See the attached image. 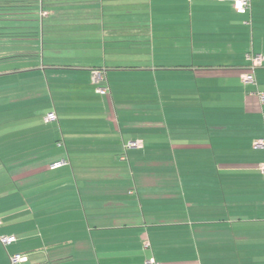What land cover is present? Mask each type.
Wrapping results in <instances>:
<instances>
[{
  "label": "crops",
  "instance_id": "1",
  "mask_svg": "<svg viewBox=\"0 0 264 264\" xmlns=\"http://www.w3.org/2000/svg\"><path fill=\"white\" fill-rule=\"evenodd\" d=\"M232 2L1 1L0 264H264V0Z\"/></svg>",
  "mask_w": 264,
  "mask_h": 264
},
{
  "label": "built area",
  "instance_id": "2",
  "mask_svg": "<svg viewBox=\"0 0 264 264\" xmlns=\"http://www.w3.org/2000/svg\"><path fill=\"white\" fill-rule=\"evenodd\" d=\"M251 1L252 0H233L232 2V7L233 10L238 13V14H246L249 12L251 8ZM247 59L249 60V66L247 71L241 74V80L244 84L248 83H254V75H253V70L256 67H259L263 63V56L258 53H248L247 54ZM104 79V76L101 72V70H95L93 72L92 80L96 84V92L100 94H105L108 92V87L106 85H100V82H102ZM250 94L256 95L259 99V101L264 103V91L262 90H256V91H251ZM46 122H51L56 120V114L55 112L51 111L48 112L44 118ZM140 145V142L138 140H133V141H128L125 145L124 148H131V147H137ZM254 146L257 148H264V138H259L255 140ZM65 161H59L53 164V167H58L62 164H64ZM260 172L264 175V163L260 164L259 166ZM14 240L12 236H4L0 237V241L3 244H9ZM145 247L148 246V243H145ZM10 264H22L23 262L26 261V256L24 254L20 253H15L11 254L9 256ZM145 264H157V262L154 260V258H149L145 260Z\"/></svg>",
  "mask_w": 264,
  "mask_h": 264
},
{
  "label": "rangeland",
  "instance_id": "3",
  "mask_svg": "<svg viewBox=\"0 0 264 264\" xmlns=\"http://www.w3.org/2000/svg\"><path fill=\"white\" fill-rule=\"evenodd\" d=\"M0 9H1V12L0 13H3L0 16V17H2V19H6L7 17H9V15L12 16V19H13L17 15H22V14L27 15V12L29 10V6L26 5V6H23V7H10V8H0ZM19 11H22V12L20 13ZM28 23H29V21H27V24ZM8 31H11V30L9 29ZM4 36L5 37H9V38H5V39L3 38L2 39L3 40V43L12 45L13 43L10 40V36L11 35L5 34ZM19 42H22V41H16L15 42V46H19L20 44L25 46L26 43H27V41H24V42L18 44ZM12 88H13L12 85L11 84H8L7 87L4 86L2 89H3V91H5V90H9L10 91V90H12Z\"/></svg>",
  "mask_w": 264,
  "mask_h": 264
},
{
  "label": "trees",
  "instance_id": "4",
  "mask_svg": "<svg viewBox=\"0 0 264 264\" xmlns=\"http://www.w3.org/2000/svg\"><path fill=\"white\" fill-rule=\"evenodd\" d=\"M1 1H2V0H0V3H1ZM0 7H2V6H0ZM0 12H1V9H0ZM1 14H3V13H0V15H1ZM9 14H10V13H9ZM9 14H8V15H9ZM6 34H7V33H6ZM2 35H4V34H2Z\"/></svg>",
  "mask_w": 264,
  "mask_h": 264
}]
</instances>
